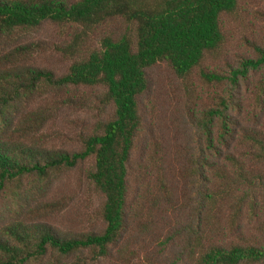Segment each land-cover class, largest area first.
I'll use <instances>...</instances> for the list:
<instances>
[{
	"label": "trees",
	"instance_id": "trees-1",
	"mask_svg": "<svg viewBox=\"0 0 264 264\" xmlns=\"http://www.w3.org/2000/svg\"><path fill=\"white\" fill-rule=\"evenodd\" d=\"M259 3L0 0V264H264V40L208 68ZM45 25L62 74L26 39ZM160 64L195 107L168 143L143 115ZM65 107L100 118L75 149L47 147L38 134ZM82 163L101 227L71 235L47 193Z\"/></svg>",
	"mask_w": 264,
	"mask_h": 264
},
{
	"label": "rangeland",
	"instance_id": "rangeland-1",
	"mask_svg": "<svg viewBox=\"0 0 264 264\" xmlns=\"http://www.w3.org/2000/svg\"><path fill=\"white\" fill-rule=\"evenodd\" d=\"M264 9L259 3L252 7L250 27H235L228 30L227 50L220 59L208 63L209 69L224 70L233 65L242 56L250 54L252 44L264 40V16L258 10ZM27 40L37 42L40 48L34 60L41 67H46L55 74H62L65 62L51 51L52 43L58 41L53 27L45 25L28 35ZM148 87L142 98L143 115L148 129L157 130V136L164 142H170L174 133H179L177 126H184L186 113L195 107L188 103L189 96L185 81L179 80L172 70L164 64L147 70ZM196 82V80H193ZM97 112L88 108L65 107L57 112L38 134L42 143L50 148L73 150L76 148L77 135L90 129L97 117ZM86 163L64 172L50 186L47 198L56 203L55 213L47 216L50 223L71 235L97 231L100 224L92 218L97 205L94 192L86 187L84 181ZM102 264H110L102 262Z\"/></svg>",
	"mask_w": 264,
	"mask_h": 264
}]
</instances>
